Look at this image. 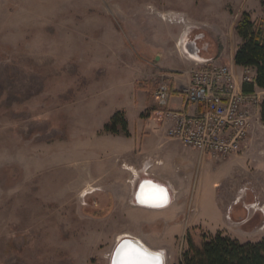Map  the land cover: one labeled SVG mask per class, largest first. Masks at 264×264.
<instances>
[{
	"label": "rangeland",
	"instance_id": "1",
	"mask_svg": "<svg viewBox=\"0 0 264 264\" xmlns=\"http://www.w3.org/2000/svg\"><path fill=\"white\" fill-rule=\"evenodd\" d=\"M244 12L261 19V0H0V264H112L124 235L163 253L164 264H179L191 245L200 248L217 233L242 242L264 237L261 118L245 151L194 158L180 228H168L159 222L162 213L141 212L134 202L139 175L147 173L139 165L141 146L134 168L122 155L110 159L99 150V157H87L79 140H64L70 137L69 103L62 93L70 78L72 96L79 98L86 83L97 89L95 79L102 77L108 83L100 87L105 110L127 111L134 130L143 102L144 115L156 105L154 89L165 74L152 64L156 47H165L173 34L180 44L188 26L196 25L215 53L225 47L228 56ZM42 81L45 88L36 93ZM162 132L148 135L152 147ZM234 196L242 198L233 207L245 209L243 219L228 209ZM197 208L199 222H192Z\"/></svg>",
	"mask_w": 264,
	"mask_h": 264
},
{
	"label": "crops",
	"instance_id": "2",
	"mask_svg": "<svg viewBox=\"0 0 264 264\" xmlns=\"http://www.w3.org/2000/svg\"><path fill=\"white\" fill-rule=\"evenodd\" d=\"M177 37L178 36L176 34H173L167 40L162 39L165 47H156V49L153 51L155 62L153 63L150 62L148 57H146V59L149 61L147 60L146 61L150 64L152 63L154 67H157V69H160L161 71H164L165 74L171 76L170 83L173 92L170 99V108L176 110H186L189 112H194L197 110V106L187 105L185 103V96L182 90L191 81V75H192L191 70L196 66L195 63L196 61L191 57H189L187 53L183 50L182 46L179 43H177ZM240 43H241V39L238 36L237 44L234 46L233 50L230 52L228 56H225L226 53L225 47H223V49L221 50L222 52L220 56L215 52L213 53L217 58V62L222 64H228L231 67H233V69L237 72L239 77L241 76L244 68L243 66H239L235 63V54ZM160 48H164V49L162 50ZM156 55H158L157 59L155 58ZM132 65H135V63H132ZM94 74L95 76L100 75L101 74L100 69L96 70ZM96 78L97 79H95L96 81L95 85L98 86L97 87L98 90L89 88V85L92 84L88 82L86 83V89L84 90L80 89V93H78L79 98L72 96L73 84H72V79L71 78L69 79V83L67 84V87L69 89L64 90V93H62L64 94V101L66 102L67 100L69 103V109L67 111L65 109V116L68 122V127H69L68 134L70 137L69 138L65 137L64 140L65 141L79 140V144L77 147H80L82 150L84 149L86 151V155H88L87 157H91V156L99 157L100 154L99 150L100 152L103 151L105 153L107 152L106 155L107 156L109 155L108 158L110 159H112L111 157L115 153L116 155H122V157H125L126 160L125 162L130 166L132 165V167L134 168L136 164L135 160H137L136 157H134L135 151L136 148L141 146L143 153L142 156L139 157L140 159L139 165L147 170L149 176L153 177L155 180L159 181L162 184H166L169 187L172 194V200L167 207L160 209L147 208L140 206L136 203L135 204L138 206V208H140L139 211L141 212H147L148 214L162 213L163 221H159V222H162L163 224L165 223L166 225H168V228H180L178 225L181 222L182 215H184V212L186 211V207L188 205L187 199L191 195L190 194L191 179L193 175L192 173L194 167V158L204 160L205 158L208 157H200V152L197 149L188 147L185 144H183L181 141L170 138L167 134L168 124L164 121L163 118L164 115L160 110V108L157 105H154V108L147 115H144V110H145L144 108L146 105L145 102H143V107L140 108L139 111H137L136 114L137 117H135V120L137 123L140 124V127L138 128L136 126L134 130L131 128L129 115L127 111L124 110L127 113L126 117L128 120L129 132L131 134L129 137L121 134L116 135L105 132L104 127L110 121L112 116L117 111H123V110H119V108L112 110H110L109 108L105 110L106 109L105 106L107 105V102L106 103L104 102V99L100 94L101 92L100 87L104 86L103 88H105L106 85H108V83H103L102 77L101 78L96 77ZM44 81H42L41 84L35 83L34 91L36 93H39L44 90L45 88ZM246 87H251V86L246 85ZM107 97L109 96L107 95ZM40 102L41 101H37V106L39 108H40ZM77 107L78 110H76ZM37 111L38 110L33 109V113L37 115V117H40V114ZM75 116L76 117L78 116L77 117L78 119L75 120L74 122L72 119ZM160 122H162V124ZM256 124L257 122L251 128L249 137L245 144L244 151L247 149L249 144L251 145V140H252L251 136L253 135V131L257 128ZM156 129L158 131H163L161 136L162 138L160 139V141L156 146L152 147L151 146L152 143H149L148 141L149 138L148 135H150L152 131ZM172 150L175 152H173ZM159 153H161L162 155L165 154L164 155L165 158L162 156H157ZM150 155L152 156V158H154L155 161L152 164L150 163V160H148V158H150L149 157ZM178 156H182L181 163H178ZM234 158L240 160L241 157L235 156ZM95 169L91 170V172L93 173L95 172L97 173V171L99 172V169L98 170ZM117 172H118L117 174L120 175L124 174L120 170H117ZM143 174L145 173H142L141 175H139V177H141ZM252 198L253 197L250 198L247 197L245 201L252 203L253 202ZM234 199L235 196L231 199L228 205V209H230L231 213L234 209L233 205L234 204L237 205L238 204L237 201L241 200L242 198L239 197L237 201H235ZM249 210L250 209H248V211ZM195 211L199 212L198 208L194 210L192 216L190 217L191 219L189 218V220H192V222H199V218L198 216L196 217ZM235 212L237 215L246 214L245 209L242 210L235 209L234 213ZM249 216L251 217V213H249ZM189 220L188 222H190ZM145 222L146 221H144V224H149V222L146 223ZM153 222H154L153 220L150 221V224L151 225L154 224ZM159 222L157 224H159ZM172 224L174 225L172 226ZM145 244L149 246L147 243Z\"/></svg>",
	"mask_w": 264,
	"mask_h": 264
},
{
	"label": "built area",
	"instance_id": "3",
	"mask_svg": "<svg viewBox=\"0 0 264 264\" xmlns=\"http://www.w3.org/2000/svg\"><path fill=\"white\" fill-rule=\"evenodd\" d=\"M196 29L199 26L189 25L182 36L184 43L180 41V44L196 61L191 81L182 91L185 103L197 106V110L170 108L173 91L171 83L165 79L154 89L153 96L168 124L170 138L197 149L200 157L225 158L244 150L251 128L261 118L264 90L255 86L256 75L251 67H244L239 77L233 67L217 62L216 57L198 58V43L192 42L190 48L187 45L190 34ZM197 34L200 37L203 32ZM246 85L254 89L247 91Z\"/></svg>",
	"mask_w": 264,
	"mask_h": 264
},
{
	"label": "trees",
	"instance_id": "4",
	"mask_svg": "<svg viewBox=\"0 0 264 264\" xmlns=\"http://www.w3.org/2000/svg\"><path fill=\"white\" fill-rule=\"evenodd\" d=\"M263 16L252 19L248 12L242 14L235 30L241 43L235 54V63L243 67H251L255 71V86L264 90V0H261ZM254 86L245 90H253ZM261 119L264 122V99L261 105ZM104 131L129 137L128 120L123 111H117L105 125ZM237 219L246 214L237 215ZM179 264H264V237L256 242H242L230 236L217 233L205 240L200 248L191 245Z\"/></svg>",
	"mask_w": 264,
	"mask_h": 264
},
{
	"label": "bare ground",
	"instance_id": "5",
	"mask_svg": "<svg viewBox=\"0 0 264 264\" xmlns=\"http://www.w3.org/2000/svg\"><path fill=\"white\" fill-rule=\"evenodd\" d=\"M183 43H184V39L181 40V44ZM149 180L153 181V179H149ZM154 182H158L159 184L163 185L159 181L154 180ZM145 187L147 189L143 192V195L141 196L145 202L147 201V203L149 204L151 203V205L156 206V204L161 203L163 196L166 199H168V194L166 189H161L152 183L146 184ZM154 188L157 189L153 190ZM170 202H171V198H170ZM170 202L167 205H163L162 207H153L151 205L148 206L144 204L140 206L160 209L167 207L170 204ZM119 243H120V247L115 257L114 264H153V261L155 260V255L158 254V252H160L149 248L141 240L137 239L136 237H131L129 235H124L119 241ZM124 252L130 253L129 258L127 260H125L123 257Z\"/></svg>",
	"mask_w": 264,
	"mask_h": 264
},
{
	"label": "water",
	"instance_id": "6",
	"mask_svg": "<svg viewBox=\"0 0 264 264\" xmlns=\"http://www.w3.org/2000/svg\"><path fill=\"white\" fill-rule=\"evenodd\" d=\"M149 179H153V181L149 180ZM154 178H151L150 176H147V175H142L138 181L136 182V187H135V190H134V194H133V199H134V202L138 205H151V203H147V201L145 202L143 199H142V195H143V192L147 189L145 186L146 184L148 183H152L154 184L155 186H158L159 188L161 189H166L167 191V194H168V199H166L164 196L162 198V201L161 203H158L155 205H151L153 207H162L163 205H167L169 202H170V198L172 200V194H171V191L169 189V187L166 185V184H159L158 182H154ZM157 181V180H156ZM157 188H154L153 190H155ZM152 190V191H153ZM132 239V238H130ZM134 240V239H132ZM119 247H120V243L119 245L117 246V248L115 249V252H114V255H113V259H112V264H114V261H115V257L118 253V250H119ZM164 261H165V256L163 255V253L161 252H158V254L155 255V260L153 261V264H164Z\"/></svg>",
	"mask_w": 264,
	"mask_h": 264
},
{
	"label": "flooded vegetation",
	"instance_id": "7",
	"mask_svg": "<svg viewBox=\"0 0 264 264\" xmlns=\"http://www.w3.org/2000/svg\"><path fill=\"white\" fill-rule=\"evenodd\" d=\"M199 32L194 31V33L188 38V42L187 45L190 48L192 42L198 43L200 50L196 53V56H198V58L200 59H210V58H214L215 55L213 54L214 51L212 50L213 45L210 41H205L204 40V33L201 34V36L199 37L198 34ZM162 80H168L170 82V79L168 78V74H163L162 76Z\"/></svg>",
	"mask_w": 264,
	"mask_h": 264
},
{
	"label": "snow or ice",
	"instance_id": "8",
	"mask_svg": "<svg viewBox=\"0 0 264 264\" xmlns=\"http://www.w3.org/2000/svg\"><path fill=\"white\" fill-rule=\"evenodd\" d=\"M129 255H130L129 252H124V253H123V257H124V259L127 260V259L129 258Z\"/></svg>",
	"mask_w": 264,
	"mask_h": 264
}]
</instances>
